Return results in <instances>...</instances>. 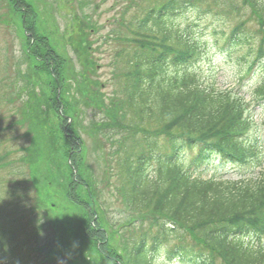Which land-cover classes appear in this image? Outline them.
<instances>
[{
    "label": "trees",
    "instance_id": "obj_1",
    "mask_svg": "<svg viewBox=\"0 0 264 264\" xmlns=\"http://www.w3.org/2000/svg\"><path fill=\"white\" fill-rule=\"evenodd\" d=\"M6 1L11 24L20 23L15 29L29 66L27 79L22 78L24 92L30 93L22 106V123L28 122L29 109L35 123L25 135L31 136V146L19 153L27 155L19 157L24 164L10 161L14 152L1 154L0 146V171L16 165L0 177V264H59L72 250L68 258L72 264H157L149 250L155 232V243L157 235L164 240L177 236L176 256L191 264H264V251L243 242L264 231V173L247 183H216L194 177L184 166L188 155L196 156L193 163H197L218 158L239 161L252 153L253 103L199 85L195 73L202 75V70L196 61L206 54L205 48L207 56L211 49L202 45L196 30L199 21L213 16L234 24L230 33L222 34L225 42L231 41L229 58L238 57L245 68L263 61L253 96L264 101V0H126L127 10L141 13L136 25L126 27L132 39L117 35L136 48L128 56L126 100L123 107L117 99L110 104L102 99L96 105L109 120L98 123L99 131L117 130L121 137L114 154L131 214L125 226L131 234L126 239L118 233L116 246L97 189L84 170L87 149L76 129L78 108L65 98V71L71 61L58 54L46 29L39 27L32 1ZM17 72L24 76L19 66ZM11 89L18 95L15 83ZM96 94L104 96L99 89ZM124 105L134 113V122L122 113ZM38 159H46L42 179L33 172L31 180L26 179L24 166ZM34 166L39 173L40 166ZM18 174L22 180L12 178ZM33 190L37 196L31 202ZM58 201L64 212L70 206L83 211L72 250L61 249L56 238L59 229L69 228L74 235L71 227H76L61 218L63 212L56 213Z\"/></svg>",
    "mask_w": 264,
    "mask_h": 264
},
{
    "label": "rangeland",
    "instance_id": "obj_2",
    "mask_svg": "<svg viewBox=\"0 0 264 264\" xmlns=\"http://www.w3.org/2000/svg\"><path fill=\"white\" fill-rule=\"evenodd\" d=\"M30 1L36 6L39 18L38 25L42 30L46 29L51 42L53 41V44L57 47L54 49L63 58H67L69 62L71 61V64L66 66L65 71L68 86L65 98L72 108L75 110L78 108L79 111L76 129L81 134L87 149L84 157V170L87 169L88 177L97 189V200L101 212L106 213L107 223L111 226L107 230L112 238V244L113 246L120 245L118 233L119 236L126 239L131 234L127 232L129 227L125 226L131 214L121 189L123 183L118 172L117 157L114 154L118 147L117 141L121 137L117 134V130L108 131L107 134H102L99 131L101 124L98 123L109 120L104 113L99 112L100 109L96 105L101 104L102 99L106 104H110L111 101L115 102L117 99L121 101L123 107V102L126 100L124 88L127 80H129L128 75L130 73L127 65L128 56H133L136 48L132 44L119 41L117 35L132 39L133 36L126 27H130L131 23L136 25L141 13L135 11V8L127 10L126 7L130 5V2L126 0ZM142 6H144L143 8L146 7L145 5ZM11 23L7 1L0 0V146L3 148L1 154L6 151L14 152L10 157V161L19 166V164H24L19 159L22 155L19 154L20 151L31 146V136L26 137L25 135L32 131L29 128L33 126L35 120L33 112L29 109V114L30 112L32 114H30L31 116L28 114L26 124L22 123V106L27 103L30 95L29 92H24V85H26L24 81L27 79L29 66L23 53V41L15 29V26H19L20 23L16 20L15 24L17 25ZM88 56L90 59L92 58L91 64H88L90 60ZM219 59L217 57L213 58L216 69L213 74L218 76L217 79L221 84L218 86L225 89L233 87L234 80L231 76H228L232 73L230 70L239 69L241 74H244L246 69L242 66L244 63L239 61L238 57L231 60V62L219 61ZM18 66L24 76L18 74ZM200 68L205 71L202 75L205 79H213L212 76H209L207 65L201 64ZM75 73L76 76H74ZM223 73L226 76L222 77ZM23 77H25L24 81L22 80ZM14 83L18 89V95L16 92L14 94L11 89ZM247 83H245L247 89L251 85L252 88L255 86V80L252 77L251 81ZM20 87H23L20 89L22 92L19 90ZM97 89L104 94L103 98L96 94ZM37 91L42 95L40 88H37ZM83 93L88 95L86 99L82 98ZM90 96L93 98L90 99ZM123 109L122 113L129 119L128 122H134V113L129 110V107L126 106ZM42 119L41 117L40 120ZM1 132L4 133L1 135ZM24 156L25 153H23L22 158ZM36 163L41 167L38 168L39 173H36L35 166H24L25 170L23 169V171L26 179H30L32 172L35 177L42 179L46 159H38ZM186 163H192V158H186ZM11 167H2L0 177L8 175V171H10L8 168ZM155 168L151 170L155 171ZM4 169H7V171ZM260 172L261 168H256L253 174L258 175ZM220 174L224 180L236 181L241 178L233 170H226L220 172ZM211 175L212 172L210 171L207 177L209 178ZM249 176L251 175H247V178ZM17 177L12 176L14 179ZM29 196V200L33 202L37 195L33 190L29 193ZM53 203L55 204V202ZM57 206L60 210L58 212V208H56L55 211L57 214L63 212V216H61L63 220L67 218L70 222H75L76 227H71V229H74V235L69 232L68 225V231L59 229V234H56L59 244L63 245L61 249L68 248V250H72L71 242L73 241L75 245L78 243L76 229H78V222H80L83 211L72 206H66L69 211L64 212L61 209L60 201L57 202ZM44 243L42 244L44 245ZM170 245L169 243L162 247L158 254L159 264H182L177 260L170 261L167 259L165 253L170 249ZM119 251L122 253L120 249ZM73 253V250L71 254L66 252L59 264H72L68 258ZM82 258H85V256ZM56 263L57 261L54 262V264Z\"/></svg>",
    "mask_w": 264,
    "mask_h": 264
}]
</instances>
